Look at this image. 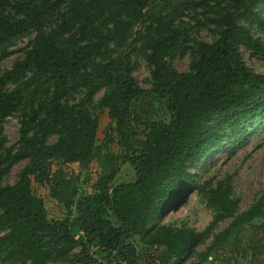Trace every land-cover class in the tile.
I'll list each match as a JSON object with an SVG mask.
<instances>
[{
  "label": "trees",
  "instance_id": "1",
  "mask_svg": "<svg viewBox=\"0 0 264 264\" xmlns=\"http://www.w3.org/2000/svg\"><path fill=\"white\" fill-rule=\"evenodd\" d=\"M175 1L0 0V47L32 35L0 74V126L20 101L19 89L7 85L26 75L36 84L26 86L30 102L16 145L0 152V264H173L209 237L195 264L210 254V264H238L247 255L248 264H264V220L254 223L264 217V191L240 213L228 190L211 191L208 206L230 217L214 235L212 223L200 232L155 223L165 206L182 202L187 168L221 141L218 132L264 112V74L240 55L242 48L264 60V44L250 31L264 32L260 0H195L212 27L209 43L191 36ZM135 43L149 69L146 90L131 76ZM187 47V71L177 72L171 63ZM79 91H102L103 148L96 119L74 102ZM93 154L100 173L79 193L68 167L86 174ZM19 160L26 163L15 183L2 185ZM124 164L133 177L114 183ZM36 189L59 218L48 215Z\"/></svg>",
  "mask_w": 264,
  "mask_h": 264
},
{
  "label": "rangeland",
  "instance_id": "2",
  "mask_svg": "<svg viewBox=\"0 0 264 264\" xmlns=\"http://www.w3.org/2000/svg\"><path fill=\"white\" fill-rule=\"evenodd\" d=\"M195 0H176L174 2L179 9L176 11L177 18L183 20L188 26H192L191 36L204 42H211L214 35L211 32V25L206 23L202 9L194 8ZM256 11L264 19V0L258 2ZM252 35L264 44V32L255 28L250 29ZM32 35L20 36L8 44L0 47V74L11 67L12 63L22 56L28 41ZM132 70L131 76L135 84L143 90L149 88V69L144 60L139 56L138 44L132 46ZM190 47H187L182 54L172 61V67L177 72L187 71ZM240 55L247 67L255 73L264 74V60L248 51L240 48ZM29 77L26 75L14 84L7 85L9 90L17 88L20 91V101L18 110L13 116L5 118L0 126V152H5L16 145L19 131L20 115L25 111L30 102V89L26 86L36 84L25 82ZM22 89H20V88ZM44 88L38 86L39 92ZM102 95V91L95 93L91 97H86L83 91L73 95L74 102H82L90 115L97 121L96 144L103 148L104 129L108 123L106 110L97 107V101ZM40 97V96H39ZM38 97V98H39ZM73 100H69V103ZM159 119L166 117L164 111L157 115ZM220 142L204 150L196 160L187 168L190 180L185 189V197L181 203L167 205L155 223L164 224L173 228L191 229L197 232L204 230L211 225V234H216L230 222V217L225 216L217 208H211L207 204V198L211 191L221 192L228 190L229 198L235 203V212L240 213L249 206L257 202L264 191V112L251 120L240 122L233 127H225L217 134ZM55 137H50L47 142H54ZM25 160H19L9 167L8 172L2 177V185H13L17 174L25 165ZM72 175V185L79 193L98 177L100 173V156L93 154L84 170H79L77 164H70L68 167ZM133 170L130 165L121 166L118 174L114 178V183L128 182L133 177ZM87 176V177H86ZM35 192L43 198L45 209L50 217L59 218L57 208L46 199L42 189ZM222 217V218H219ZM264 217L254 220L259 223ZM209 237L201 245L197 246L193 253H190L183 260H178L173 264H195L198 262L199 254L209 245ZM138 247V245L136 246ZM206 264L213 262V255L210 254L204 261ZM249 258L240 259L238 264H248Z\"/></svg>",
  "mask_w": 264,
  "mask_h": 264
}]
</instances>
